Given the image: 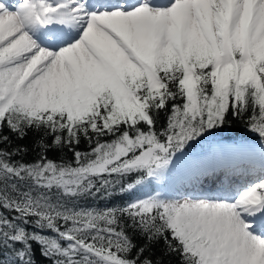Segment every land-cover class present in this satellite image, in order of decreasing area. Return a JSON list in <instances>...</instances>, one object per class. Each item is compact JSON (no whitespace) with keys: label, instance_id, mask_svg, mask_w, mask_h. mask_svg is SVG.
Here are the masks:
<instances>
[{"label":"snow or ice","instance_id":"6c2138e0","mask_svg":"<svg viewBox=\"0 0 264 264\" xmlns=\"http://www.w3.org/2000/svg\"><path fill=\"white\" fill-rule=\"evenodd\" d=\"M0 264H264V0H0Z\"/></svg>","mask_w":264,"mask_h":264},{"label":"bare ground","instance_id":"6f19581e","mask_svg":"<svg viewBox=\"0 0 264 264\" xmlns=\"http://www.w3.org/2000/svg\"><path fill=\"white\" fill-rule=\"evenodd\" d=\"M10 1H12V0H10Z\"/></svg>","mask_w":264,"mask_h":264},{"label":"rangeland","instance_id":"374dc122","mask_svg":"<svg viewBox=\"0 0 264 264\" xmlns=\"http://www.w3.org/2000/svg\"><path fill=\"white\" fill-rule=\"evenodd\" d=\"M10 2H12V1H10Z\"/></svg>","mask_w":264,"mask_h":264},{"label":"trees","instance_id":"16d2710c","mask_svg":"<svg viewBox=\"0 0 264 264\" xmlns=\"http://www.w3.org/2000/svg\"><path fill=\"white\" fill-rule=\"evenodd\" d=\"M227 134V133H226Z\"/></svg>","mask_w":264,"mask_h":264}]
</instances>
